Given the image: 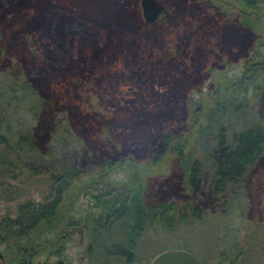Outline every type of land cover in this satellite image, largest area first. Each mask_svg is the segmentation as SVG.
Returning <instances> with one entry per match:
<instances>
[{
	"label": "rangeland",
	"instance_id": "rangeland-1",
	"mask_svg": "<svg viewBox=\"0 0 264 264\" xmlns=\"http://www.w3.org/2000/svg\"><path fill=\"white\" fill-rule=\"evenodd\" d=\"M159 1L162 12L154 22L145 24L140 0H6L16 7H6L0 18V82L11 81L15 72L20 77L28 75L40 94L61 114L65 126H70L74 140L88 149L96 146L103 156L114 155L113 158L126 151L125 145L133 144L132 149L145 156L140 178L147 194L157 200L184 202L188 194L176 167L180 162L178 154L173 147L168 155L160 154L158 142L161 130L174 126L173 118L147 115L137 122L133 118L141 108L157 113L156 104L164 101L166 92L176 89L182 95L183 106L206 105L205 111L212 112V118H202L204 126L209 123L202 127L204 133L196 131L201 127L188 120L183 130L191 128L186 147L191 153L185 155L207 161L204 146L210 144L211 131L218 120L235 125L257 117L264 124V78L245 77L249 75L244 71L246 60L237 55L244 50L233 41L237 34L241 35L232 22L238 12L232 3L238 0H207L210 6L206 9L194 8L186 0ZM261 4L264 8V2ZM216 8L231 14L221 17ZM56 15L58 26L67 30V41L58 48L62 70L53 71L46 81L38 82L32 69L42 66L46 30ZM123 21H128L130 27L113 34L120 39L104 43L105 28L114 29ZM223 23L225 31L221 27L217 30V25ZM262 35L264 38V27ZM134 51H138V62L131 60ZM178 51L185 55L187 52L188 56L179 60ZM240 78L245 81L242 87L236 83ZM223 79L235 84L230 85L232 104L213 112L215 100L224 98L225 87L217 84ZM14 114L30 122L35 120L21 104ZM155 153L159 154L151 163ZM128 167V163H123L102 175L94 171L80 176L82 183H95L98 188L93 191L100 198H92V191L87 189L80 192L73 211L76 223L58 237L60 253H49L52 247L47 239L51 234L39 239L22 236L15 247L0 243V264H16L21 256L33 258L36 263L90 264L87 244L91 233L84 226L85 218L87 213L104 214L119 203L113 199L119 191L125 194L123 182L127 180ZM0 170V218L7 213L13 216L21 202L43 199L52 183H58L54 174L58 169L54 168L31 174L27 168L20 172L14 164L10 167L0 163ZM107 185L114 187L110 194H106ZM238 200L240 203L225 209L211 207L202 192L197 200L204 208L202 215L181 221L169 230L161 226L147 228L138 242V260L133 264H148L154 253L167 247L188 248L195 254L197 264H264V154L248 172ZM220 250L224 253L219 256Z\"/></svg>",
	"mask_w": 264,
	"mask_h": 264
},
{
	"label": "trees",
	"instance_id": "trees-1",
	"mask_svg": "<svg viewBox=\"0 0 264 264\" xmlns=\"http://www.w3.org/2000/svg\"><path fill=\"white\" fill-rule=\"evenodd\" d=\"M185 2L194 8L206 9L210 6L207 0H186ZM261 2L264 0H238L232 3L238 9L236 19L232 22L236 23L241 30V35L237 34L233 41L244 48L237 55L246 60L243 66L244 71L249 74L245 77L249 80L257 76L264 78V38L262 35L264 8ZM12 6L16 7L13 3L0 0V18L3 17L6 7L8 9ZM215 10L221 17L227 12L231 14L228 10L227 12L220 11L222 9L219 8ZM56 19H58L57 15L48 23L50 28L46 30L47 43L44 44L42 66L35 70L32 69L33 78L38 82L39 80L46 81V76L53 71L62 70L59 66L61 52L58 48L60 43L67 41L65 36L67 30L65 31L62 26L59 27ZM217 26V30L220 27L224 30L226 27L224 23L222 26L220 24ZM129 27L130 23L123 21V24H119L114 29L110 26L105 28L103 42L116 43L121 36L113 34H119L123 28ZM137 52L134 51L131 56V60L136 62L139 60L136 59ZM176 55L181 60L183 56H188V53L186 52L185 55L178 51ZM67 57L70 56L67 55ZM67 61L72 64L71 59ZM15 74L11 77V81L0 82V163L10 167L14 164L15 169H21L20 172L27 168L32 171L31 174L42 169H58L54 173L57 174L58 183L56 185L52 183L43 199L21 202L13 216L10 213L1 216L0 243H4L5 246L15 247V242L22 236L39 239L51 234L47 239L48 242L46 241L52 247L49 253H60L62 246L58 237L76 223L73 211L80 192L87 189L92 191V198L97 200L100 198L99 194H94L93 190L98 188L95 187V183L92 180L87 184L82 183L80 176L94 171L102 175L115 165L121 166L123 163H128L130 165L127 169L128 177L123 182L125 194L119 191L113 199L119 203L112 205V208L104 214L89 212L90 215H88L87 213L84 226L91 233L87 244L90 264H133L138 260L136 255L138 242L147 228L161 226L169 230L181 221L202 215L204 208L197 203L202 192L211 207L225 209L230 205L240 203L238 199L243 195L245 178L264 154V124L256 120L257 117L250 116L253 119L240 124L235 123V125H229L230 121L227 120H218L214 130L211 131L210 144L204 146L207 149V161L196 155H185V153H191L186 149L191 128L183 130L184 123L188 120L189 123L198 125L201 128L196 131L202 130V135L204 133L202 127H207L209 123L204 126L201 120L205 115L210 120L212 112L205 111L206 105L191 103L189 106H183L182 95L176 91L178 89L166 92L164 101L156 104L157 113L141 108L133 121L137 122L147 115L151 118L156 115H170L173 118L174 126L160 132L158 139L162 148L160 154L163 152L164 156L168 155L172 147L178 154L180 162L176 167L183 176L188 199L184 202L174 199L157 200L147 194L144 188L143 179L140 178V171L144 166L140 165L146 163L145 156L136 153L131 147L133 144L125 145L126 151L116 153L115 155H118L116 158H113L114 155L103 156L96 146L92 149L84 147L78 140L73 139L70 126H65V120L61 119V114L52 103H49L48 98L40 94L38 87L31 82L28 75L24 74L20 77ZM230 80L217 81L218 86L225 87V91L222 92L224 98L219 94L220 100H215L217 105L213 112L220 110L222 105L232 104L234 95ZM237 82L241 87L245 85V81L241 78ZM173 103H175L174 107H171ZM19 104L24 109H28L35 120L30 122L22 115H15ZM165 148H167L166 151ZM158 154L155 153L154 160L150 159L151 163L156 161ZM0 174H2L1 170ZM105 187L106 194L114 190V187L110 185ZM38 245L40 249L41 239ZM223 253L220 250L219 256ZM233 260L235 259L231 258V261ZM16 264L53 263L46 261L36 263L33 258L21 256L18 257Z\"/></svg>",
	"mask_w": 264,
	"mask_h": 264
},
{
	"label": "water",
	"instance_id": "water-1",
	"mask_svg": "<svg viewBox=\"0 0 264 264\" xmlns=\"http://www.w3.org/2000/svg\"><path fill=\"white\" fill-rule=\"evenodd\" d=\"M140 7L145 22H153L163 10L159 0H140ZM148 264H197V259L188 248L167 247L154 253Z\"/></svg>",
	"mask_w": 264,
	"mask_h": 264
}]
</instances>
